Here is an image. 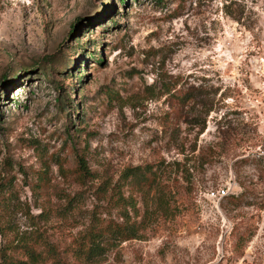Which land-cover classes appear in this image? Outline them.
Here are the masks:
<instances>
[{
	"label": "rangeland",
	"instance_id": "374dc122",
	"mask_svg": "<svg viewBox=\"0 0 264 264\" xmlns=\"http://www.w3.org/2000/svg\"><path fill=\"white\" fill-rule=\"evenodd\" d=\"M174 86L194 95L181 109ZM152 164L172 216L96 264H264V0H0V261L39 237L75 264L94 213L141 220L140 198L120 207L111 187ZM223 188L238 207L211 194ZM239 223L252 235L238 257Z\"/></svg>",
	"mask_w": 264,
	"mask_h": 264
},
{
	"label": "trees",
	"instance_id": "16d2710c",
	"mask_svg": "<svg viewBox=\"0 0 264 264\" xmlns=\"http://www.w3.org/2000/svg\"><path fill=\"white\" fill-rule=\"evenodd\" d=\"M121 4L125 0H120ZM177 86V85H176ZM169 89L166 93L167 101L171 105H177L178 109L183 108L194 98L190 89ZM203 129V127H202ZM204 153V152H203ZM202 157V156H201ZM74 172L78 174L80 184L85 185L86 181H92L94 174L90 171L88 160L85 156L75 153ZM161 165L152 164L144 166H134L127 168L121 175L118 182L111 187V197H115V203L121 206L131 207L136 210L134 202L135 198H140L143 205V213L133 214V218L140 217L139 222H130L131 216L125 208L119 215L120 218L127 219L126 222L117 223L111 218L103 219L101 212L94 213L88 229L80 234L79 239L74 241V246L69 251V258L75 264H96L107 251L110 243H121L135 239L136 227L143 224L148 217L168 218L171 217V206L169 205V197H167L166 185L163 180V172ZM181 162H173L171 164L174 174V181L178 182L180 172L184 171ZM62 169V166L59 165ZM264 170V167H263ZM182 179H185L182 176ZM8 186L0 190V197L3 199V193L7 192ZM123 189H127L130 194L128 198L120 195ZM153 193L152 197L151 194ZM227 198L233 206H239V197L229 195ZM107 213V212H105ZM231 234L237 237L232 244V253L241 256L244 249L243 243H247L250 239L251 231L248 228H243L241 224H235L232 227ZM54 250L45 241L39 237L29 239L19 245H13L7 248L1 254L0 264H66L60 258L55 256Z\"/></svg>",
	"mask_w": 264,
	"mask_h": 264
},
{
	"label": "built area",
	"instance_id": "2783aa9c",
	"mask_svg": "<svg viewBox=\"0 0 264 264\" xmlns=\"http://www.w3.org/2000/svg\"><path fill=\"white\" fill-rule=\"evenodd\" d=\"M211 194L214 196L216 195L221 199L227 196L228 192L225 188H223V189H219L218 191H216V194L215 193H211Z\"/></svg>",
	"mask_w": 264,
	"mask_h": 264
}]
</instances>
